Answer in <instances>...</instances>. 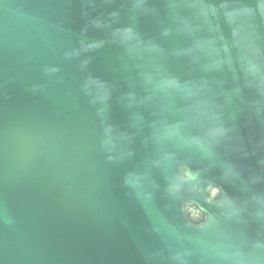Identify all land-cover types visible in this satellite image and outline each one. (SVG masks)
<instances>
[{"label": "water", "instance_id": "water-1", "mask_svg": "<svg viewBox=\"0 0 264 264\" xmlns=\"http://www.w3.org/2000/svg\"><path fill=\"white\" fill-rule=\"evenodd\" d=\"M0 264H264V0H0Z\"/></svg>", "mask_w": 264, "mask_h": 264}]
</instances>
